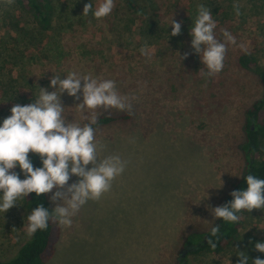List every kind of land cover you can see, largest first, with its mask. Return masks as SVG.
I'll return each mask as SVG.
<instances>
[{"label": "rangeland", "instance_id": "rangeland-1", "mask_svg": "<svg viewBox=\"0 0 264 264\" xmlns=\"http://www.w3.org/2000/svg\"><path fill=\"white\" fill-rule=\"evenodd\" d=\"M135 1L137 11L115 0L112 13L96 19L83 8L91 3L94 11L102 0H51L50 23L43 28L18 0H0V123L14 104L34 102L39 86L53 91L54 74L112 79L120 94L135 96L131 115L98 110L127 119L95 128L101 156L120 155L128 161L125 171L109 192L81 207L71 227L60 226L45 264H176L181 251L186 264H237V250L252 264L255 243L264 242V209L245 211L239 236L222 251L189 250L215 220L206 206H218L246 167V110L262 87L239 65L238 56L246 53L238 45L264 70V0ZM201 4L211 10L217 39L224 41L226 29L237 41L227 46L223 70L211 77L191 47ZM172 18L182 21L177 36L170 34ZM145 47L150 58L141 54ZM61 100L68 119L83 124L78 101L66 92ZM259 156L264 158V138ZM15 171L25 178L18 165ZM78 179L72 175L68 183ZM29 213L24 199L0 212V260L29 239Z\"/></svg>", "mask_w": 264, "mask_h": 264}, {"label": "clouds", "instance_id": "clouds-1", "mask_svg": "<svg viewBox=\"0 0 264 264\" xmlns=\"http://www.w3.org/2000/svg\"><path fill=\"white\" fill-rule=\"evenodd\" d=\"M4 3L12 5L14 0H4ZM114 8L115 0H102L94 11L92 4L86 3L83 14L93 12L96 19H102ZM233 8L239 16L240 5L234 3ZM197 13L190 31L191 47L206 66V75L211 77L223 70L227 46L235 45L237 41L226 29L222 30L224 41L217 39V24L208 7L198 5ZM181 24L182 21L172 18V36L181 34ZM238 46L247 54L243 43ZM140 51L145 57L152 55L147 47ZM187 55L184 53L181 59ZM50 87L54 90L39 86V95L32 103L14 104L10 109L11 115L0 123V212L6 213L31 193L37 196L50 193L49 200L54 204L51 210L39 204L27 215L25 231L29 237L37 230L46 229L50 220L62 227H71L72 218L81 207L109 192L113 181L123 174L128 164L118 154L101 156L104 145L95 139L93 126L98 124V110L116 109L131 115L135 96L120 94L112 79L93 78L76 71L67 72L63 79L61 75L54 74L50 77ZM65 92L78 101L76 108L85 113L83 124L69 120L65 114L61 100ZM30 152L39 155L42 167L34 168ZM17 165L24 179H20V174L15 171ZM72 175L79 179L69 184ZM244 179L247 187L233 190L230 202L216 207L206 206L214 219L236 223L240 220L238 213L241 211L264 209V179L252 174ZM218 233L219 225H214L211 236L216 237ZM208 242L215 249L216 244L211 239ZM255 250L264 252V242H256ZM236 255L237 264H248L250 257L246 252L237 250ZM252 264H264V259L256 257Z\"/></svg>", "mask_w": 264, "mask_h": 264}, {"label": "trees", "instance_id": "trees-1", "mask_svg": "<svg viewBox=\"0 0 264 264\" xmlns=\"http://www.w3.org/2000/svg\"><path fill=\"white\" fill-rule=\"evenodd\" d=\"M26 9L30 10L37 22L46 28L50 23L51 0H18ZM127 6L135 11L138 10L137 2L135 0H126ZM239 65L247 71L252 72L260 86L262 87L261 96L256 99L250 107L246 110V120L243 126L244 142L241 145V150L246 161V167L241 175L231 184L227 193L223 196L218 206L230 202L233 197L230 193L233 190L245 189L247 187L244 177L249 174L256 176L259 179H264V158H261V143L264 138V123L259 122V116L264 111V70L255 63L253 57L247 54L238 56ZM98 124L93 127L96 128L101 125L114 123L127 119V115L123 114H99ZM33 166L42 167V161L38 154L30 152L29 155ZM27 208L31 212L39 204H43L50 210L53 207L48 194L37 196L35 193L29 194L24 198ZM245 211L238 213L240 220L236 223L225 222L222 219H215L212 225L203 233L199 244L193 245V249L189 253H196L202 250L218 252L222 251L231 245L239 236V229L242 225V215ZM214 225H219L218 236H211V228ZM60 225L54 221H49L48 227L44 230H37V232L25 241L16 254L6 260H0V264H45L52 256L55 250V243L59 235ZM209 239L216 244L215 249L209 244ZM189 246L188 242L185 244ZM192 246V245H190ZM255 246V245H254ZM256 257L264 259V252L254 251Z\"/></svg>", "mask_w": 264, "mask_h": 264}, {"label": "flooded vegetation", "instance_id": "flooded-vegetation-1", "mask_svg": "<svg viewBox=\"0 0 264 264\" xmlns=\"http://www.w3.org/2000/svg\"><path fill=\"white\" fill-rule=\"evenodd\" d=\"M176 264H186V260H185V257H184V251L180 252V255H179L178 259H177Z\"/></svg>", "mask_w": 264, "mask_h": 264}]
</instances>
